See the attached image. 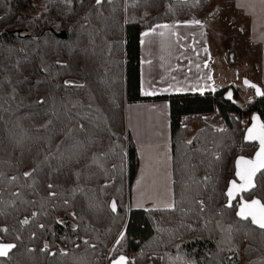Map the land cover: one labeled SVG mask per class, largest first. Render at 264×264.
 Returning a JSON list of instances; mask_svg holds the SVG:
<instances>
[{
    "label": "trees",
    "instance_id": "obj_1",
    "mask_svg": "<svg viewBox=\"0 0 264 264\" xmlns=\"http://www.w3.org/2000/svg\"><path fill=\"white\" fill-rule=\"evenodd\" d=\"M95 1L0 0V244L15 245L0 264H242L247 252L264 264V230L225 195L236 158L256 150L243 135L252 115L264 124V93L245 109L232 86L139 93L140 36L204 23L209 0ZM139 101L169 104L171 208L128 205L126 105ZM255 183L243 197L264 204V171Z\"/></svg>",
    "mask_w": 264,
    "mask_h": 264
},
{
    "label": "crops",
    "instance_id": "obj_2",
    "mask_svg": "<svg viewBox=\"0 0 264 264\" xmlns=\"http://www.w3.org/2000/svg\"><path fill=\"white\" fill-rule=\"evenodd\" d=\"M228 1L240 34L236 35L237 52L248 67L256 64L255 68L264 69V0ZM146 32L149 35L145 36ZM146 32L140 36L139 45L140 96L202 94L218 90L213 83L205 21L158 24ZM161 32L163 36L159 34ZM230 52H222L221 57L229 58ZM142 89L154 94L144 95ZM126 128L138 159L137 173L129 190V207L171 208L173 189L168 102L127 104Z\"/></svg>",
    "mask_w": 264,
    "mask_h": 264
},
{
    "label": "rangeland",
    "instance_id": "obj_3",
    "mask_svg": "<svg viewBox=\"0 0 264 264\" xmlns=\"http://www.w3.org/2000/svg\"><path fill=\"white\" fill-rule=\"evenodd\" d=\"M208 12L210 16L206 18L205 25L208 29L210 67L213 71L214 86L216 89L223 86L236 88L238 90L236 101L245 109L251 99L254 98V93L251 88L245 87L244 81L247 80L258 85L264 93V69L255 68L256 64L248 67L243 62L240 53L237 52L235 47L236 35L240 34L237 25L233 22L235 16L231 10L230 2L228 0H209ZM226 50L231 51L229 58L227 56L221 57V53ZM232 60L233 62H230ZM248 114L250 116V113ZM248 116L243 115L244 124H246ZM215 122L217 121L214 120ZM197 125V123H193L194 130L198 127ZM128 205H130V192L128 193ZM249 254L250 252H247L243 255L242 264H246L250 259Z\"/></svg>",
    "mask_w": 264,
    "mask_h": 264
},
{
    "label": "snow or ice",
    "instance_id": "obj_4",
    "mask_svg": "<svg viewBox=\"0 0 264 264\" xmlns=\"http://www.w3.org/2000/svg\"><path fill=\"white\" fill-rule=\"evenodd\" d=\"M97 3H100V0H96ZM196 23H200L196 21ZM159 27L167 28V25H160ZM161 36L164 35L163 32L159 33ZM145 36L149 33H144ZM207 51V49H205ZM244 84L251 88H256V94L261 95V91L254 84H250L247 80L244 81ZM142 94L144 95H153V92L144 91L142 89ZM231 94L229 93V96ZM253 124L247 131L245 137L248 141H258L259 149L255 154L254 160H246L240 158L236 161V175L240 179L241 183L237 184L233 181L228 189L227 196L229 199L228 206L231 207V201L235 198L237 192L247 191L249 188L254 187L253 176L260 169H264V124L258 122L257 117H253ZM113 211H115V205L113 204ZM237 215L244 220L251 218V223L261 230H264V204L260 200L253 199L250 203L241 202L240 210L237 212ZM27 223V221H25ZM119 243V241H117ZM15 247L13 244H0V257H6L8 253ZM47 247V246H46ZM113 264H127V260L124 256H120L118 259L113 261Z\"/></svg>",
    "mask_w": 264,
    "mask_h": 264
},
{
    "label": "water",
    "instance_id": "obj_5",
    "mask_svg": "<svg viewBox=\"0 0 264 264\" xmlns=\"http://www.w3.org/2000/svg\"><path fill=\"white\" fill-rule=\"evenodd\" d=\"M172 2H187V1H190V0H171ZM102 3V0H100V3H97L96 1H95V5H100ZM60 38H64L65 37V35H64V33H61L60 35H58ZM249 82V81H248ZM250 84H254V83H252V82H249ZM245 85V84H244ZM254 85H256V84H254ZM245 87H247V88H251V87H248V86H246L245 85ZM256 87L257 88H259L260 89V91H261V95H257L256 94V88H251L252 90H253V93H254V96L256 97V98H259V97H261L262 95H263V91H262V89L258 86V85H256ZM229 93L231 94L230 96H229ZM223 99L225 100V101H227V102H231L232 104H235V99H234V93H233V90L230 88V89H228L225 93H224V95H223ZM253 117H257V119H258V122L260 123V124H263V122H262V120L260 119V117H259V115L258 114H254L252 117H251V120H250V124L248 125V127L245 129V131H244V135H243V142L245 143V144H254L255 146H256V150L254 151V153H253V155H252V157H250V158H245V157H242V156H240V157H237L236 158V160H235V162H234V169H235V171H234V179H232L230 182H229V184H228V187H227V189H226V191H225V195H226V198H227V205L229 204V199H228V196H227V192H228V189H229V187H230V185H231V183L233 182V181H235L237 184H240L241 183V181H240V179L237 177V175H236V171H237V168H236V161L238 160V159H240V158H244V159H246V160H254L255 159V154H256V152L258 151V149H259V143H258V141H248V140H246L245 139V137H246V135H247V131H248V129L250 128V127H252V124H253ZM262 171H264V169H260L259 171H257L256 173H255V175L253 176V178H252V180H253V184L255 185L254 187H252V188H249L247 191H244V192H237L236 193V195H235V198L231 201V204L233 203V202H235L237 199V202H238V205H237V209H236V213H235V216H236V218L238 219V220H240V221H243V222H245V221H249L250 222V224H251V226L252 227H254V228H256V229H259V230H261L259 227H257V226H255V225H253L252 223H251V218H249V219H247V220H244V219H241L238 215H237V212H239V210H240V204H241V202L243 201V202H246V203H250L253 199H256V200H259L258 198H256V197H254V198H252V199H250V200H246L244 197H243V194H247V193H250L252 190H254L255 188H256V183H255V181H256V177H257V175L259 174V173H261ZM261 202V201H260ZM262 203V202H261ZM113 204L115 205V211H113ZM263 204V203H262ZM109 208H110V211L112 212V213H116L117 212V206H116V203H115V201L114 200H112L111 202H110V205H109ZM120 257V256H119ZM119 257H117L116 259H118ZM126 258V257H125ZM115 260V259H114ZM114 260H112L109 264H113V261ZM127 260V259H126Z\"/></svg>",
    "mask_w": 264,
    "mask_h": 264
},
{
    "label": "bare ground",
    "instance_id": "obj_6",
    "mask_svg": "<svg viewBox=\"0 0 264 264\" xmlns=\"http://www.w3.org/2000/svg\"><path fill=\"white\" fill-rule=\"evenodd\" d=\"M253 116V115H252ZM250 124V123H249Z\"/></svg>",
    "mask_w": 264,
    "mask_h": 264
}]
</instances>
